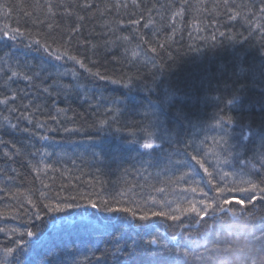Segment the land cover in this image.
Here are the masks:
<instances>
[{
  "label": "snow or ice",
  "instance_id": "snow-or-ice-1",
  "mask_svg": "<svg viewBox=\"0 0 264 264\" xmlns=\"http://www.w3.org/2000/svg\"><path fill=\"white\" fill-rule=\"evenodd\" d=\"M186 14L196 68L173 79ZM0 15L45 28L0 25V264H264V0H0ZM101 49L118 53L112 67L93 59ZM66 148L139 164L144 182L56 190ZM15 164L33 180L18 181ZM172 185L179 199L157 198ZM82 207L95 212H68Z\"/></svg>",
  "mask_w": 264,
  "mask_h": 264
},
{
  "label": "trees",
  "instance_id": "trees-1",
  "mask_svg": "<svg viewBox=\"0 0 264 264\" xmlns=\"http://www.w3.org/2000/svg\"><path fill=\"white\" fill-rule=\"evenodd\" d=\"M11 2L15 3L16 0H11ZM32 2V0H24L25 4H30ZM161 3L164 2V0H160ZM237 2H240V0H237ZM208 3L211 4L212 0H208ZM131 10V9H130ZM192 15L190 14H186L184 17V23H188L191 22L192 20ZM20 21L19 26H21L22 28L24 27H28L31 28L32 31L35 33L37 30L41 33L45 32V28L43 27H33L31 24V21L27 20L26 18H24L23 16L20 15H16L15 18H8V20H5L3 18L2 15H0V25H3L4 23H11L13 24V26H16V20ZM57 22L61 25V27L63 28L65 23H71V21H67L66 18L62 19L60 17H57ZM189 30L192 31V38L189 39L188 36V31L184 32L183 35V39L182 40H178L174 45H173V49H169L170 51H172L173 57L175 58V64L173 67V79H177V78H183L184 76H186L188 73L193 72L196 68V65L193 63V57L196 55L193 52L189 51V45H195L197 43L196 37H197V33L195 30L191 29L190 23L189 25H187ZM91 26L88 25L85 29V31L83 32V35L78 37L77 39H83L85 37H88V32L90 30ZM221 31L224 30V28L220 29ZM97 31H99V29H97ZM233 31H243V29L240 27L239 23H236L233 27ZM56 36H59L61 33L59 31L53 33ZM207 34V33H204ZM246 34V33H245ZM75 44V41H74ZM79 52H84L85 49H79ZM89 55H91V53H88ZM113 55H118V53H106L104 50H99L96 55L93 57V59L98 60L101 64H104L108 67H112L111 64H109V61L112 59ZM69 67H71V65H69ZM116 67H119V65H116ZM143 71V69H142ZM2 81H0V85H2ZM20 86L23 87V82H20ZM107 88V92L105 93L108 96H112V97H122L124 95V92L126 90L121 89V87L119 85H113V84H105L104 85ZM61 106H64L63 104ZM72 106L74 108H76L78 111L83 112L84 109L81 108L79 106V103L76 101H73ZM3 106H0V109H2ZM209 113H211V109H208ZM132 119H139V117H132ZM56 135V139L57 141H59L61 139V136L63 135L61 134H53ZM118 135L120 136H127L126 132L123 133H119ZM207 135L211 136L212 132L210 130L207 131ZM6 139L10 138L8 136H5ZM19 138V137H18ZM74 140H78L81 141L84 139V137L82 135H78V136H74L73 137ZM58 152H64L66 153L65 155L61 156L60 159L63 162V165H65L68 169H70L71 171L69 173H67L65 176L61 177L58 174L56 175V180H55V185L56 186V190H59L58 185L60 183H64L67 184L69 183V180L71 178V180L75 183H78L80 185L81 188L85 189V190H90L88 185L86 184V181H89L90 179H96L99 181H106L107 183L104 185L106 188H108L109 190H113L116 188H120L121 186H123L125 184V182H130L131 184H139V183H143L144 181L140 178V176H138L135 172L132 171L133 167H140L139 164H135L133 165L131 161H129L128 163L124 164L122 166V168H128L129 171L128 173H125L122 168L117 169L116 165H111V167H109L107 164L105 163H98V162H94L91 158L90 153H84V150H78L81 154L80 156L75 155L76 152L71 151V148H66V149H58ZM72 160H75V164L71 163ZM4 164L2 161H0V167H3ZM56 167H61L60 164H56ZM13 167L17 168L18 173L20 174L18 177V181L19 180H24V181H31L33 180V177L31 175V173L27 170L26 167H21L20 164H15L13 165ZM96 169H100L99 172L96 171ZM152 169H149V171H151ZM170 175L172 173H169ZM176 175H178L179 173H175ZM79 177V180H76L75 178ZM161 179H163V176L160 177ZM4 179L3 176H0V181H2ZM46 182L51 183V181H48L47 178H45ZM149 183H155L156 187H163V184L160 183H156L155 179H152V181H148ZM18 186H22V187H27V183L20 185L19 182H17L16 184H13L12 187H18ZM38 182H37V185ZM203 186V185H202ZM185 187L184 184L180 185V189H183ZM180 189H177L175 187V185H172L171 188H169L167 190V195L165 196V194H156L158 199H179V192ZM137 191L139 192L140 189L138 188ZM150 191V189L148 190ZM205 191H209L207 187H205ZM189 197H191V193L188 194ZM212 195V192H209V196ZM196 198H199V193L196 194ZM7 202V201H5ZM69 213H75L78 214L80 216H87L90 213L95 212L94 209L88 208V207H82L79 209H70L68 210ZM64 214H68V213H64ZM61 214V215H64ZM97 215H101V216H109V215H113V214H108V213H97ZM89 219H94V217L89 216ZM155 223H157L160 227V231H168L169 235L171 234V230L168 229V223L170 222H165L164 220L160 219V218H156V220L154 221ZM0 223H3V221H0ZM8 223H14L12 221H8ZM41 228H44V225H40ZM4 242V236L3 234H0V243ZM88 247H91V244L87 245ZM76 247H79L80 249H83L85 247V244L80 243L78 245H76Z\"/></svg>",
  "mask_w": 264,
  "mask_h": 264
},
{
  "label": "bare ground",
  "instance_id": "bare-ground-1",
  "mask_svg": "<svg viewBox=\"0 0 264 264\" xmlns=\"http://www.w3.org/2000/svg\"><path fill=\"white\" fill-rule=\"evenodd\" d=\"M189 23L190 22H188V23H184L185 25H189ZM188 28V27H187ZM186 28V29H187ZM187 30H189V28L187 29ZM187 30H184V32H187ZM133 156H134V154H133ZM158 171V169H152L151 170V172L153 173V175L155 176V173ZM149 181H152V179H150ZM72 210V209H71ZM64 215H67V214H64Z\"/></svg>",
  "mask_w": 264,
  "mask_h": 264
},
{
  "label": "rangeland",
  "instance_id": "rangeland-1",
  "mask_svg": "<svg viewBox=\"0 0 264 264\" xmlns=\"http://www.w3.org/2000/svg\"><path fill=\"white\" fill-rule=\"evenodd\" d=\"M79 150H82V149H79ZM71 151H73L72 149H71ZM80 153V152H79ZM81 154V153H80ZM75 155H77V153L75 154Z\"/></svg>",
  "mask_w": 264,
  "mask_h": 264
}]
</instances>
